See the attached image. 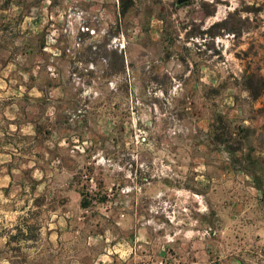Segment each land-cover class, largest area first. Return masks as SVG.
<instances>
[{
	"label": "rangeland",
	"instance_id": "374dc122",
	"mask_svg": "<svg viewBox=\"0 0 264 264\" xmlns=\"http://www.w3.org/2000/svg\"><path fill=\"white\" fill-rule=\"evenodd\" d=\"M123 1L0 0V264H264V0Z\"/></svg>",
	"mask_w": 264,
	"mask_h": 264
},
{
	"label": "trees",
	"instance_id": "16d2710c",
	"mask_svg": "<svg viewBox=\"0 0 264 264\" xmlns=\"http://www.w3.org/2000/svg\"><path fill=\"white\" fill-rule=\"evenodd\" d=\"M121 5H122L121 13L125 15L129 9V5L127 3H124L123 0H122ZM263 84H264V81H263ZM86 178L89 179L90 178L89 175H87ZM80 193L82 195V199H81L82 208H89L93 203L106 201L105 199L107 198V195L104 196L103 198H95L93 193H91L90 191H86V190H81Z\"/></svg>",
	"mask_w": 264,
	"mask_h": 264
}]
</instances>
